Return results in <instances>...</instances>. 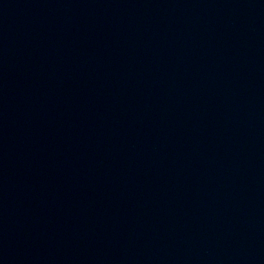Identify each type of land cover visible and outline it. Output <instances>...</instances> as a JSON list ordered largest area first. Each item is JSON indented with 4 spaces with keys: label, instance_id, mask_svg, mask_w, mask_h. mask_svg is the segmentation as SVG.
Returning a JSON list of instances; mask_svg holds the SVG:
<instances>
[{
    "label": "water",
    "instance_id": "water-1",
    "mask_svg": "<svg viewBox=\"0 0 264 264\" xmlns=\"http://www.w3.org/2000/svg\"><path fill=\"white\" fill-rule=\"evenodd\" d=\"M0 264H264V0H0Z\"/></svg>",
    "mask_w": 264,
    "mask_h": 264
}]
</instances>
